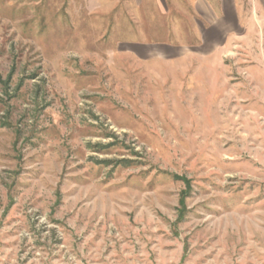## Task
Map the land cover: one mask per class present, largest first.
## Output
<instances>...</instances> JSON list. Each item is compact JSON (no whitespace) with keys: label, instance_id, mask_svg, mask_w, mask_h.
Segmentation results:
<instances>
[{"label":"rangeland","instance_id":"374dc122","mask_svg":"<svg viewBox=\"0 0 264 264\" xmlns=\"http://www.w3.org/2000/svg\"><path fill=\"white\" fill-rule=\"evenodd\" d=\"M0 264H264V0H0Z\"/></svg>","mask_w":264,"mask_h":264},{"label":"crops","instance_id":"0c3cea01","mask_svg":"<svg viewBox=\"0 0 264 264\" xmlns=\"http://www.w3.org/2000/svg\"><path fill=\"white\" fill-rule=\"evenodd\" d=\"M215 24H212V26H214Z\"/></svg>","mask_w":264,"mask_h":264}]
</instances>
